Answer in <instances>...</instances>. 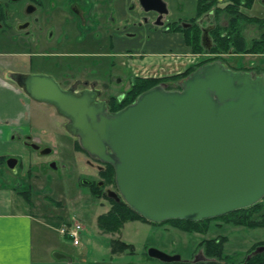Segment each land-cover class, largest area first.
<instances>
[{
    "label": "water",
    "instance_id": "obj_1",
    "mask_svg": "<svg viewBox=\"0 0 264 264\" xmlns=\"http://www.w3.org/2000/svg\"><path fill=\"white\" fill-rule=\"evenodd\" d=\"M140 4L167 11L163 0ZM209 29L201 35L207 49ZM15 82L66 118L64 129L90 156L113 166L117 192L108 195L149 221L213 218L264 197V74L208 62L180 80V89L157 84L114 112L95 93L63 89L47 74L21 73ZM16 162L10 157L6 165L13 169ZM147 253L181 260L155 247Z\"/></svg>",
    "mask_w": 264,
    "mask_h": 264
},
{
    "label": "rangeland",
    "instance_id": "obj_2",
    "mask_svg": "<svg viewBox=\"0 0 264 264\" xmlns=\"http://www.w3.org/2000/svg\"><path fill=\"white\" fill-rule=\"evenodd\" d=\"M52 1L56 2L57 0ZM164 1L168 4L167 9L170 11V18L187 19V22L200 19L198 22L201 29L203 26L214 24V21L221 25L227 24V15L224 16L223 12L219 15V19H215L213 13L210 12L197 17V0ZM45 2L47 6L51 3L49 0H45ZM220 5H223V3ZM242 10L249 17L264 18V4L259 0H254L251 7L242 8ZM123 12L129 16H133L130 12L134 14V10L132 11L129 8H123ZM49 25L54 26L55 23L50 22ZM149 25L151 26V23ZM48 27H44L45 35ZM79 29L82 33L86 32L84 28ZM63 30L56 28L52 38L54 41L57 37H61V48L46 50V52H49L46 55H40L46 52L40 49V46L33 45L32 36L20 35L16 31L10 30L0 31V76L8 79L7 76L3 75V70L11 68L31 73H47L56 80H62L63 77H58L59 74L53 70L51 64L58 61L67 62L72 59L64 54L66 48H63L68 47L69 39L63 38L65 37ZM260 30L261 27L255 22L249 20L241 22L240 32L244 36L246 46H251L252 41L261 36ZM152 31L149 33H152ZM75 36L72 35L69 38H81V36ZM42 37L44 38V35ZM128 43H131L130 46L128 45V50L131 49V51H140L146 48L145 46L143 49L142 44H134L130 41ZM50 44L51 42H47L46 46ZM71 44L73 46L72 50L75 52L83 50L75 42L71 41ZM161 49L168 52L171 51V46L166 47L163 45ZM172 50L177 49L172 48ZM222 57L228 56L205 49L196 52L191 47L184 56L177 57L175 60L167 58L163 63L161 62L162 64L156 66L155 64L146 63L145 58H141V60H144L141 61L130 57L128 60L123 61L121 66L115 65L112 68L113 83L111 87L115 93L120 90L124 91L129 86L128 80L132 75L167 78L171 75L182 74L185 69L187 71L195 69L203 62L221 60ZM235 57L236 61H232L233 63L251 68L258 74L263 73L264 49L259 50L258 53L241 54ZM85 58L84 55L74 57L75 61ZM145 66L147 68H142ZM76 74L79 78L88 76L87 69L79 70ZM118 76L121 77V81L116 80ZM181 79L180 76L165 82L173 87H180L179 82ZM102 97L106 98L107 96ZM29 101L32 104V125L34 128L29 137L36 136L40 138L41 141L34 142L50 148L51 151L42 154L34 149L26 148L23 152L17 149L12 157H20V164L17 166L18 171L15 174L23 171L32 173L30 175L33 177V184L26 185L22 182L18 186L26 190V194L31 198L34 205L33 211L42 221L38 224V229L35 226L36 231L33 239L35 250L42 258L55 261L54 252L60 250L71 256L73 262L70 264H186L184 263L186 260L189 261L187 264H222L221 260H224L226 264H235L243 260L246 253L256 249L257 245L264 244V224L251 226L246 221V224H236L233 223L236 219L227 221L224 217L211 218L198 223L196 226L187 223L185 229L182 228L184 226L182 223L178 225L177 222L173 221L153 223L142 219L127 221L114 230L101 228L98 225V217L112 206L111 203L114 199L91 192L86 185L81 183L84 177L92 173L94 175L96 169H93L91 161L85 153L77 152L71 147L70 136L61 128V121L64 119L56 113L53 106L40 104L30 99ZM1 165H3V170L8 169L4 160ZM22 177L24 176L15 175L12 182L15 183ZM91 178L95 179L97 175H94V177L89 176L85 180ZM101 178L106 182V175H102ZM112 184V182L106 183L109 187ZM15 186L17 187V185ZM263 202L264 200H261V203ZM246 214L248 213L239 212L235 217L239 220L245 217L247 221H251L252 216H246ZM258 219L257 221L260 222V218ZM64 221H76L83 225L78 245H74L58 231L59 226ZM192 227H199L202 230L191 229ZM219 235L224 237L223 248L220 252L216 249H210L211 251H208V253L204 252V241L211 237H219ZM116 240L133 244L134 250L132 252L129 250L115 251L112 243L114 244ZM150 247H155L168 254H179L181 261L164 262L149 257L147 250ZM195 254H197L198 260L194 263ZM203 254L208 259L199 257L200 255L204 256ZM56 262L58 263V260Z\"/></svg>",
    "mask_w": 264,
    "mask_h": 264
},
{
    "label": "flooded vegetation",
    "instance_id": "obj_3",
    "mask_svg": "<svg viewBox=\"0 0 264 264\" xmlns=\"http://www.w3.org/2000/svg\"><path fill=\"white\" fill-rule=\"evenodd\" d=\"M49 1L51 3L47 6L45 0H0V31L10 30L16 31L20 35L22 34L24 36H32L31 41L33 45L40 46V49L46 52V50L48 51L49 49L53 50L57 47L61 48V37L59 36L53 41V32L56 28H61L62 30L65 29L63 30L65 37L63 38L69 39V43L67 44L68 47L63 48H66L64 54L66 57L72 59H69L67 62H52L51 65L53 66V70L57 71V73L59 74V78H61V76L63 78L62 80H56L53 76L52 77L63 89H69L75 92L88 91L95 93L98 100L105 101L107 110L109 112L117 111L116 109H114V106H117L122 102L124 96H126V92L132 84V81L135 78L140 77L139 75H132V77H129L128 80L129 86L124 91L119 89L120 91L116 93L113 92L114 89H112L111 87V84L113 83V74L111 73V70L115 65L121 66L123 61L119 62L117 60V57H112L111 32H114L118 37L122 38L128 37L129 34L130 37L136 36L141 26L147 27L149 31L162 30L166 33L179 32L175 30L177 24L182 28H187V19L170 18V12L167 8V11L165 13H159L155 10H145L140 4V0H137L136 2L126 6L127 9L129 8L132 11L134 10V14L130 12L133 15L131 18L126 14L119 13V9L115 7L114 0H64V2L63 0H55L56 2H53L52 0ZM166 15L167 17H165ZM130 20L131 24L133 23V28L135 31L126 32L125 30L126 28H128ZM50 22H54L55 25H49ZM150 23L151 26L149 25ZM212 25L213 23L208 26ZM44 27H48L46 30V35ZM79 28H84L86 32L82 33ZM211 30L212 28L209 29V33ZM43 35L44 38L42 37ZM72 35L81 36V38H69ZM122 40L120 39L119 42H122ZM71 41L75 42V44H78L79 47H81L83 50H80V52H75L74 50H72L73 46L71 44ZM47 42H51V44L46 46ZM47 53L49 52L40 55H46ZM77 55H84L86 56V58L90 59L85 58L79 61H75L76 59H74V57H76ZM1 68L5 69L4 67ZM83 69H87L88 76L84 78L77 77L76 73L79 70L83 71ZM4 71L6 72L8 80L13 82L21 91L22 89L15 82L19 74H47L31 73L26 71L14 70L11 68H7ZM116 80L121 81V77H116ZM165 83L167 89L176 90L180 88L179 86L173 87L169 83ZM25 95L31 101H35L27 94ZM102 96L107 97L103 98ZM113 97H115L116 99L114 100ZM38 103L46 104L43 102ZM61 117L64 119L63 121H61V128L65 131L64 124L66 123V119L63 116ZM68 135L70 136L71 142H69L71 143V147L74 150H77V152L85 153L86 156L90 159V163L91 166H93V169H96L94 175H97V178L85 180V178L89 176L94 177L92 173L91 175L84 177L81 183L83 185H86L91 192L93 191L100 196L106 195L107 197L114 199L113 197H110L107 192L108 190L117 191L116 186L112 184V189L111 187L107 186L105 180L101 178V176L105 174L104 169L106 167V163L100 162L90 156L88 152L81 147L78 138L70 134ZM34 141L35 140L32 137H29L27 141V143L29 144L27 145V147L42 153V150L46 147L41 144H36ZM30 144H36L39 147L34 148ZM16 158L17 162L13 169L7 167L6 159H4L6 168L14 171V173L18 171L17 166L20 164V157ZM30 174L32 173L24 172V174L22 175L24 177L17 180L15 184L17 186L22 182H24L26 185L33 184V177ZM223 238V236L219 235V237L217 236L215 238L211 237L210 239H206L204 241V252L208 253L210 249H216L220 252L224 244ZM116 241L118 243L121 242L120 240ZM262 246H264V244L257 245V247ZM254 250L246 253L244 259L238 261L235 264H249V259L257 254L253 252ZM263 251L264 250H262L261 252ZM195 256H197V254H195L194 257ZM199 257H201L202 259H208V257H205V255H200ZM207 261L209 262V260ZM187 262L189 261H184V263L186 264ZM221 262H223L222 264H226L224 260H221Z\"/></svg>",
    "mask_w": 264,
    "mask_h": 264
},
{
    "label": "crops",
    "instance_id": "obj_4",
    "mask_svg": "<svg viewBox=\"0 0 264 264\" xmlns=\"http://www.w3.org/2000/svg\"><path fill=\"white\" fill-rule=\"evenodd\" d=\"M136 1L114 0V3L115 7L119 9V13L125 14L123 8ZM166 6L168 7L167 3ZM127 16L129 17V15ZM125 31H135L131 20ZM149 32L147 27L142 26L134 37H130L129 34L128 37L120 38L111 32L112 57H117L121 61L128 60L130 57L138 60L145 58L146 63L156 66L168 58V52L161 49L163 45L171 46V50L172 48L177 49L172 50L173 55L176 51L185 55L189 49L180 32L166 33L164 31L159 32V30ZM120 39H123L122 42H119ZM129 41L134 44H142L143 49L145 46L146 48L140 51L128 50L131 45L128 43ZM176 58L177 55L172 59L175 60ZM3 75L6 76L4 70ZM33 129L32 104L28 97L13 82L0 76V264H70L73 259H67L71 256L66 252L55 250L54 255L65 256L61 258L54 256L58 260L57 263L56 260L42 258L35 250L33 242L35 226L38 229L37 226L42 221L33 211L34 205L31 198L26 194V190L20 186L16 187V184L12 182L15 175L22 176L24 171L15 174L12 170H3V165H1L4 159L15 155L17 149L21 152L26 148L30 149L27 147L29 144L27 141ZM31 137L35 141H41L36 136Z\"/></svg>",
    "mask_w": 264,
    "mask_h": 264
},
{
    "label": "trees",
    "instance_id": "obj_5",
    "mask_svg": "<svg viewBox=\"0 0 264 264\" xmlns=\"http://www.w3.org/2000/svg\"><path fill=\"white\" fill-rule=\"evenodd\" d=\"M253 1L254 0H197V17L203 16L208 12L213 13L215 19L218 18L222 12L224 16L227 15V24L221 25L220 23L214 21L213 24L214 26L210 31L212 44L209 49H206L201 43L202 29L200 24H198L195 21L196 19H194L191 25H189L187 28L186 27L182 28L180 25L177 24L175 30L182 32L184 42L196 52L205 49L211 52L218 53L220 55H226L228 57H222L221 61H223L229 67L234 69H245L243 65H237L232 62V61H236L235 56L241 54H248V53L249 54L258 53L259 50L264 49V18L249 17L242 10V8L251 7ZM221 3H223V5H220ZM243 20H249L255 22L261 27L260 30L261 36L255 38L252 41L251 46L249 45L246 46L244 36L240 32V24ZM195 69L193 68L192 70H188V71L187 69H185L182 74L179 73L177 75H171L170 77L167 78L137 77L132 81V84L128 89V91L126 92V96H124L122 102L117 106H114V109L118 110L119 108L133 102L141 92L147 90L152 86H155L156 84L163 83L167 80L168 81L174 80L180 76L183 78L189 75ZM262 70L264 73V69ZM113 99L115 100L116 98L113 97ZM105 166L106 167L104 169L105 172L104 175H106L107 178L106 183L108 184L112 182L113 184H115L114 169L112 165L106 163ZM261 200H264V197ZM261 200L249 207L238 209L228 214L218 216V218L224 217L227 221H230L231 219H236L234 220V222L231 221L236 224H246L247 222L251 226L260 225V224L263 225L264 202L261 203ZM111 204L112 206L104 214L98 217V225L103 229L114 230L119 228L122 224H124L127 221L138 220V219L146 220L144 217H142L140 214L134 211L130 206H128L127 203L122 199H120L119 201L112 200ZM239 212L248 213L246 214V216L251 215L253 218L251 217V221H247L245 217H242L244 219L241 218L242 220H239V218L235 217L236 214H239ZM258 218H260V222L257 221L259 220ZM205 220H210V219H203L201 221L171 219L168 221L177 222V225L182 223V225H184L182 226V228L185 229L187 228V223L196 226L198 223ZM194 228L197 230H202L199 227H192L191 229ZM115 243L114 244L112 243V247L115 251L129 250L132 252L134 250V245L131 243H127L125 241H121L120 243L115 241ZM249 264H264V251L257 253L256 255L251 257L249 259Z\"/></svg>",
    "mask_w": 264,
    "mask_h": 264
},
{
    "label": "built area",
    "instance_id": "obj_6",
    "mask_svg": "<svg viewBox=\"0 0 264 264\" xmlns=\"http://www.w3.org/2000/svg\"><path fill=\"white\" fill-rule=\"evenodd\" d=\"M83 226L78 222L64 223L59 228V232L68 238L74 245L80 243L81 231Z\"/></svg>",
    "mask_w": 264,
    "mask_h": 264
}]
</instances>
